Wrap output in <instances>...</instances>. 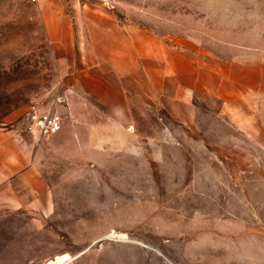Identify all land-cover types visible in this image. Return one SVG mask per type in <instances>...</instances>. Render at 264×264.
Instances as JSON below:
<instances>
[{"label":"rangeland","instance_id":"374dc122","mask_svg":"<svg viewBox=\"0 0 264 264\" xmlns=\"http://www.w3.org/2000/svg\"><path fill=\"white\" fill-rule=\"evenodd\" d=\"M103 28L147 33L195 65L256 63L263 85L233 113L195 92L189 125L134 100L123 129L76 84ZM31 106L77 128L40 140L44 179L77 205V238L126 241L114 264H264V0H0V130L25 133Z\"/></svg>","mask_w":264,"mask_h":264},{"label":"crops","instance_id":"0c3cea01","mask_svg":"<svg viewBox=\"0 0 264 264\" xmlns=\"http://www.w3.org/2000/svg\"><path fill=\"white\" fill-rule=\"evenodd\" d=\"M101 34L104 41L83 46L76 84L123 129L132 128L134 100L159 104L174 121L189 125L195 92L220 100L221 112L233 113L232 102L247 101L263 85L256 63L219 59L195 65L190 55L147 33L103 28ZM24 132L0 130V264H49L66 255L61 264H114V251L126 241L114 246L106 234L77 238V205L61 204L66 191L44 179L40 153L46 143ZM54 135L76 140L77 128ZM70 192L77 198V190Z\"/></svg>","mask_w":264,"mask_h":264},{"label":"built area","instance_id":"2783aa9c","mask_svg":"<svg viewBox=\"0 0 264 264\" xmlns=\"http://www.w3.org/2000/svg\"><path fill=\"white\" fill-rule=\"evenodd\" d=\"M29 5L39 4V0H22ZM62 121L51 109L31 106L26 112L25 130L31 136L41 138L57 134L61 130Z\"/></svg>","mask_w":264,"mask_h":264},{"label":"bare ground","instance_id":"6f19581e","mask_svg":"<svg viewBox=\"0 0 264 264\" xmlns=\"http://www.w3.org/2000/svg\"><path fill=\"white\" fill-rule=\"evenodd\" d=\"M48 264V263H47ZM49 264H57L55 261L54 262H50Z\"/></svg>","mask_w":264,"mask_h":264}]
</instances>
